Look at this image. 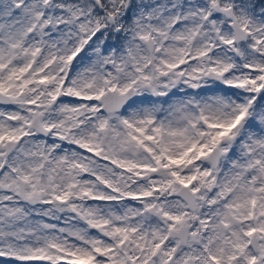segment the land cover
Returning a JSON list of instances; mask_svg holds the SVG:
<instances>
[{"label":"snow or ice","instance_id":"obj_1","mask_svg":"<svg viewBox=\"0 0 264 264\" xmlns=\"http://www.w3.org/2000/svg\"><path fill=\"white\" fill-rule=\"evenodd\" d=\"M0 264H264V0H0Z\"/></svg>","mask_w":264,"mask_h":264}]
</instances>
